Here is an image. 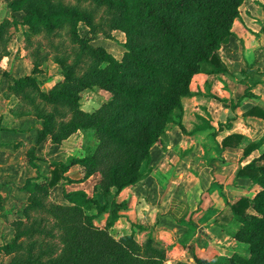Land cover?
I'll return each mask as SVG.
<instances>
[{
  "label": "trees",
  "instance_id": "1",
  "mask_svg": "<svg viewBox=\"0 0 264 264\" xmlns=\"http://www.w3.org/2000/svg\"><path fill=\"white\" fill-rule=\"evenodd\" d=\"M96 1L116 12L109 20V28L125 34V50L120 59L102 47L91 46L78 35L75 24L79 19H87L85 13L52 0L19 3L25 8L24 23L29 25L30 32H36L41 22L49 28L71 24L72 40L92 59L80 76L73 65L61 62L62 84L40 94L45 104L66 107L68 118L56 126L53 116L36 115L44 119L37 142L50 136L58 144L80 130H89L95 140L94 147L82 156L49 162L46 193L60 180L69 181L64 173L73 165L81 166L82 178L98 174L99 180L96 193L91 196L83 190H63L65 203L48 201L46 215L54 223L62 246L59 254L37 263L162 264V251L139 245L132 234L119 238L110 234L118 211L126 207L125 202L117 203L115 196L151 172L150 149L154 144L166 147L168 126L183 127L182 100L195 93L190 88L192 78L227 71L219 49L234 36L232 23L239 17L244 0ZM33 80L32 74H27L15 79L7 89L16 97L25 98L23 87H33ZM92 87L110 95L97 109L88 112L80 107V94ZM27 99L21 101L34 113L35 99L29 96ZM245 114L264 119V111L258 107ZM233 139L239 142L241 136L228 135L222 145H229ZM256 146L252 143L245 151ZM29 152V162L37 168L34 160L44 159L36 157L33 149ZM261 158L264 159V152ZM237 175L249 177L258 186L253 197L242 196L231 205L232 219L226 228L229 235L246 247L233 251L230 257L215 261L196 259L195 264H264V165L250 162L238 169ZM28 178L23 183L25 188L31 187ZM103 213L107 217L100 227L95 218Z\"/></svg>",
  "mask_w": 264,
  "mask_h": 264
},
{
  "label": "crops",
  "instance_id": "2",
  "mask_svg": "<svg viewBox=\"0 0 264 264\" xmlns=\"http://www.w3.org/2000/svg\"><path fill=\"white\" fill-rule=\"evenodd\" d=\"M242 5L232 23L234 36L219 50L227 71L192 78L190 88L195 93L182 100L183 127L168 126L166 147L154 144L150 149L151 172L115 196L116 202H125L126 207L118 211L110 234L115 238L132 234L139 245L162 251V264L215 261L241 246L226 232L232 219L231 205L242 196L253 197L258 186L249 177L238 176L237 171L250 162L264 165V141L260 142L264 119L245 114L252 107L264 111V0H244ZM4 60L8 57L0 61V193L2 181L17 184L15 176L24 173V154L29 170L40 167L41 160H34L37 168L31 166L30 149L43 158L44 144L64 146L73 135L58 144L50 136L33 141L31 107L24 105V112L14 111L17 98L6 87L7 77L16 76L27 63L10 60L6 68ZM231 134H239L241 139L223 146V138ZM252 143L257 146L246 152ZM46 175H50V166ZM64 175L69 181L62 179L50 190L60 187L62 191L83 190L90 196L96 193L98 174L82 178L81 166L73 165ZM57 198L50 196L53 202H66L62 195ZM106 217L107 213L101 214L95 223L103 227Z\"/></svg>",
  "mask_w": 264,
  "mask_h": 264
},
{
  "label": "rangeland",
  "instance_id": "3",
  "mask_svg": "<svg viewBox=\"0 0 264 264\" xmlns=\"http://www.w3.org/2000/svg\"><path fill=\"white\" fill-rule=\"evenodd\" d=\"M20 2L21 0H0V61L4 56L8 57V60H4L6 68L9 66L7 61L10 60L27 63L26 68L23 66L17 70L16 76L7 77L9 79L6 81V87L14 83L15 79L26 76V72L32 74L35 85L24 86L25 98H22L26 100L29 96L35 99L36 107L34 113L31 112L35 117L29 123L34 141L38 135L37 127H43L44 123V119L37 117L39 113L46 117L53 116L56 126L68 118L66 107L45 104L40 96L42 91L62 84L64 77L60 63L64 61L73 65L77 75L80 76L92 64V59L82 53L78 44L72 40L74 29L71 24L63 23L49 28L41 22L36 32H30L29 25L24 23L26 11L24 6H19ZM52 2L85 13L87 19H79L75 24L78 35L85 38L91 46L104 48L116 59L122 57L126 37L123 32L109 28V20L116 13L113 8L96 0H52ZM242 4L239 10L244 6ZM6 73L9 74L8 70ZM190 87L192 88L193 85L190 84ZM109 95L107 91L98 87L87 88L80 94V107L92 112L108 99ZM16 98L18 102L16 101L14 111L24 112L25 104L21 101L23 99ZM15 113L17 112L13 114ZM94 144L95 140L91 132L80 130L75 132L64 146L47 143L42 146L41 152L47 163L56 159L68 160L73 156L84 155L94 147ZM47 163L41 162L37 171L29 170L27 157L24 154L21 166L25 167L24 173L15 176L18 185L11 184L12 180L2 181L5 184L3 192L0 193V264H39L60 253L62 244L57 240L58 234L54 223L46 215V204L51 201L50 196L58 199L63 191L59 187L46 193V173H49ZM40 168L43 169L42 172L38 171ZM36 177L39 179L31 182V179ZM26 178L30 180V188L23 186ZM35 184L39 186L36 187ZM100 216L95 220L99 221ZM238 247L240 250L246 245L241 243ZM233 251L235 250L228 251L226 257H230Z\"/></svg>",
  "mask_w": 264,
  "mask_h": 264
}]
</instances>
